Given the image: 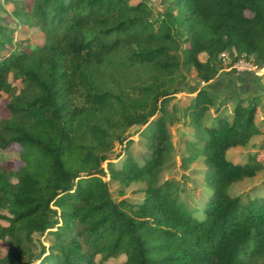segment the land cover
I'll list each match as a JSON object with an SVG mask.
<instances>
[{
  "label": "trees",
  "instance_id": "1",
  "mask_svg": "<svg viewBox=\"0 0 264 264\" xmlns=\"http://www.w3.org/2000/svg\"><path fill=\"white\" fill-rule=\"evenodd\" d=\"M11 2L20 28H39L44 42L17 46L0 0V94L19 85L0 150L19 145L24 163H0V264H264V196L232 193L264 166L228 157L256 135L261 97L210 87L223 68L264 62V0H161L157 13L150 0ZM192 71L208 85L181 106ZM212 110L222 114L206 125ZM182 115L208 136L202 218L178 180L159 182ZM134 127L156 148L119 168L117 144L129 150ZM143 182L142 198L126 196Z\"/></svg>",
  "mask_w": 264,
  "mask_h": 264
},
{
  "label": "rangeland",
  "instance_id": "2",
  "mask_svg": "<svg viewBox=\"0 0 264 264\" xmlns=\"http://www.w3.org/2000/svg\"><path fill=\"white\" fill-rule=\"evenodd\" d=\"M12 0H4L5 6L8 10L9 17L1 19L7 24L14 32L17 46L20 48L28 47L30 45L40 44L44 42V34L39 28L27 27L23 31L18 24L17 13L18 10H14V3ZM27 6H32V0H24ZM152 6L155 8V12L162 11L163 5L161 0H150ZM155 14L153 18H155ZM205 58V57H204ZM230 57L225 58L222 66L225 63L230 62ZM231 68H223L220 70L215 79L210 82V87L215 90L217 94L220 91L228 92L229 94L235 93V88L238 87L240 94L244 97H252L258 95L260 100V114L257 121V133L252 141L245 147L231 149L228 153V157L233 161H251L258 166H264V80L260 78L264 74V62L259 65H254L247 60H241ZM244 62V63H243ZM224 72V73H222ZM244 75V77L242 76ZM6 87L5 91L0 94V119L9 116L6 110V102L9 96L15 92L19 85L13 83ZM208 85L201 83L196 75V71L189 73L187 83L179 82L178 86L183 87V90L176 94L177 99L181 106L187 102L188 98L195 95L198 89L202 86ZM234 89V90H233ZM231 103V102H229ZM225 115L229 114L233 110V104H228L225 108ZM224 109V110H225ZM182 112V110H181ZM180 112V115H181ZM219 113L216 110L205 118L204 123L210 125L215 116ZM143 127H134L130 130L131 138L135 140L129 150L125 147L121 148V145L117 144V153L121 150L122 155L114 160L115 165L119 168L126 167V162L131 155L140 160V155L149 152L150 149H155V143L147 144V141L140 135ZM171 142L168 165L164 169L160 177V183H164L166 179L175 178L179 181L181 191V199L185 201L189 214L202 218L205 210V204L210 194V188L206 182V165L204 156L202 154V147L205 141L208 139L207 134L202 127H198L187 118L182 115L181 121H177L170 127ZM9 161L12 162L15 168L24 165L21 158V147L17 144L11 145L6 150H0V163ZM107 166V162L104 164ZM109 180V176L106 177ZM146 183H134L127 188L126 196L129 198H142V193H134L133 190L137 188L146 187ZM111 189L117 193L119 187L118 182H110ZM234 195H249L252 196H264V168L261 173L255 178H249L241 181L235 185L232 189ZM5 213L8 215L7 211ZM5 223V221H3ZM48 244V243H47ZM8 250V244L2 242L0 245V252L5 254ZM125 260V255H121L117 258L111 259L107 264H120Z\"/></svg>",
  "mask_w": 264,
  "mask_h": 264
},
{
  "label": "crops",
  "instance_id": "3",
  "mask_svg": "<svg viewBox=\"0 0 264 264\" xmlns=\"http://www.w3.org/2000/svg\"><path fill=\"white\" fill-rule=\"evenodd\" d=\"M242 76L244 77V75H242ZM204 84H206V83H204ZM233 90H234V89H233ZM235 91H236V92L233 93V94H229L228 92H222V91H220L219 94L237 95V96H242V97H244L243 95L240 94V91H239L238 87L235 88ZM237 148H241V147H237ZM233 149H236V148H233ZM230 150H231V149H230ZM230 150H229V151H230ZM229 151H228V153H229ZM229 158H230V157H229ZM231 159H232V158H231ZM232 160H233V159H232Z\"/></svg>",
  "mask_w": 264,
  "mask_h": 264
},
{
  "label": "built area",
  "instance_id": "4",
  "mask_svg": "<svg viewBox=\"0 0 264 264\" xmlns=\"http://www.w3.org/2000/svg\"><path fill=\"white\" fill-rule=\"evenodd\" d=\"M242 61H243V60H242ZM239 62L242 64V62H241V61H239ZM239 62H238V63H239ZM243 63H244V62H243ZM236 65L238 66V65H240V64H237V63H236Z\"/></svg>",
  "mask_w": 264,
  "mask_h": 264
},
{
  "label": "water",
  "instance_id": "5",
  "mask_svg": "<svg viewBox=\"0 0 264 264\" xmlns=\"http://www.w3.org/2000/svg\"><path fill=\"white\" fill-rule=\"evenodd\" d=\"M222 73H224V72H222Z\"/></svg>",
  "mask_w": 264,
  "mask_h": 264
}]
</instances>
